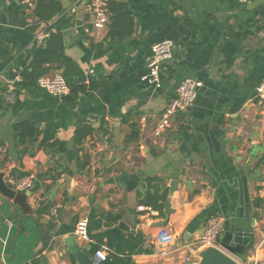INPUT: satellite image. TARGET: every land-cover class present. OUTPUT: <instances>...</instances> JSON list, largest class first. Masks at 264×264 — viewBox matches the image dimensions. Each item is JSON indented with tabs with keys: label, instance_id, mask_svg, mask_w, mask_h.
I'll return each instance as SVG.
<instances>
[{
	"label": "crops",
	"instance_id": "crops-1",
	"mask_svg": "<svg viewBox=\"0 0 264 264\" xmlns=\"http://www.w3.org/2000/svg\"><path fill=\"white\" fill-rule=\"evenodd\" d=\"M58 1L61 11L33 29L32 0H0V171L7 183L12 171L34 183L27 197L33 215L0 196V264H73L66 239L88 252L91 240L78 242L72 231L91 210L117 217L109 228L122 222L120 234L144 233L151 252L133 255V264H187L188 251L177 246L193 241L211 215L222 218L221 235L230 232L243 246V264H264V101L255 97L264 77V0H121L133 22L127 37L109 36L110 19L95 28L88 0ZM48 33L65 60L45 63L43 75L64 76L70 92L60 98L36 81H15L34 70ZM164 40L171 54L153 85L145 79L147 59ZM186 77L202 84L196 100L154 136ZM23 125L36 128L38 140L47 134L63 141L66 150L20 143ZM79 129L87 133L80 143ZM148 177L160 178V190L177 181L164 224L175 248L166 256L154 252L159 228L150 227L164 212L140 202Z\"/></svg>",
	"mask_w": 264,
	"mask_h": 264
},
{
	"label": "trees",
	"instance_id": "trees-1",
	"mask_svg": "<svg viewBox=\"0 0 264 264\" xmlns=\"http://www.w3.org/2000/svg\"><path fill=\"white\" fill-rule=\"evenodd\" d=\"M33 7L29 13V16L33 18V25L31 28L35 29L40 22H48L56 14H58L62 7L58 0H32ZM22 11L29 9L27 5H21ZM109 36H130L133 32V22L127 11V6L123 1H111L109 3ZM26 24V20L22 21ZM49 34V33H48ZM56 35L49 34V42L47 46L40 49L37 56L33 60V71H23L20 73L21 84H26L37 81L38 77L43 75L47 68H44L45 63L64 61L62 47L56 46ZM35 68L39 70L35 71ZM83 89L82 86L72 89L75 95L68 99L71 103L75 100L77 92ZM17 138L20 143L24 141L37 142V148L52 154L63 153L66 150V145L63 141L52 139L50 135L43 134L42 138H39V131L30 125H23L17 130ZM87 135L86 131L79 129L76 134V140L78 143ZM14 179H18L24 175H29L26 172H20L16 176L14 171L11 173ZM147 190L145 192H139L141 204L148 206L152 210L158 212L159 216L163 214V203L167 199V189L160 190V178L148 177L146 180ZM44 210L37 209V213L40 215ZM117 217H111L109 214H96L94 210H91L88 215V237L91 240L89 243L88 254L92 257L95 251L99 250L103 245L110 250L108 256L100 264H133L132 256L136 254L149 253L150 249L144 247L145 235L141 231L131 232L126 231L118 236L107 232V228L117 223ZM106 228V229H104ZM64 231H59L63 233ZM70 258L73 264L75 258L70 254ZM20 264H45L42 259H36L31 262H22Z\"/></svg>",
	"mask_w": 264,
	"mask_h": 264
},
{
	"label": "built area",
	"instance_id": "built-area-1",
	"mask_svg": "<svg viewBox=\"0 0 264 264\" xmlns=\"http://www.w3.org/2000/svg\"><path fill=\"white\" fill-rule=\"evenodd\" d=\"M113 0H88V6L92 13V25L95 28H104L109 21V3ZM121 1V0H115ZM259 35L264 37V31H260ZM38 39H43L45 34L42 31L36 34ZM172 43L168 40L158 42L152 45L151 54L148 57V73L145 79L148 83L159 85L160 68L164 60L169 58ZM15 81L20 82L21 77L17 75ZM37 84L44 88L47 93L56 98L63 97L70 92V87L67 84L64 76L59 73L52 75H42L38 77ZM202 86L201 82L193 77H186L180 81L176 88L175 95L165 105L160 118L157 120L154 128V136H160L170 125L171 117L177 112H186V110L194 103L197 98L198 90ZM11 99L14 100V88H11ZM255 97L260 101H264V77L261 79L255 89ZM13 189L26 192L31 191L34 187L33 177L24 175L18 179L11 178L8 183ZM88 217H79L74 225L72 234L76 241H90L88 237ZM222 229V218L219 215H211L202 232L191 242H184L178 245L188 251L189 248H198L203 245H219V236ZM154 252L159 256H166L175 248V234L168 226L159 227L158 233L153 242ZM110 253V250L102 246L95 251L91 257L95 264H100Z\"/></svg>",
	"mask_w": 264,
	"mask_h": 264
},
{
	"label": "water",
	"instance_id": "water-1",
	"mask_svg": "<svg viewBox=\"0 0 264 264\" xmlns=\"http://www.w3.org/2000/svg\"><path fill=\"white\" fill-rule=\"evenodd\" d=\"M177 181L172 180L169 183L167 192V200L163 203V219L153 222L150 227L159 228L167 221L169 214L172 213L170 201L173 192L176 190ZM31 191L20 192L13 189L4 178V172L0 171V196L6 201L16 205L24 215H33V211L27 202ZM256 214V213H255ZM254 214V215H255ZM124 224L120 222L117 226L107 229V232L118 236L121 233ZM169 227V226H168ZM70 253L75 258L76 264H95L91 256L80 249L71 238L66 239ZM189 258L187 264H243L241 262L243 256V246L233 241V235L230 232H224L219 236V245H203L198 248L188 249Z\"/></svg>",
	"mask_w": 264,
	"mask_h": 264
}]
</instances>
